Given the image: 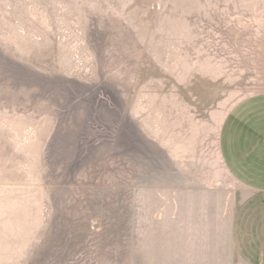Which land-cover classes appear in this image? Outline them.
Masks as SVG:
<instances>
[{
    "label": "rangeland",
    "instance_id": "obj_1",
    "mask_svg": "<svg viewBox=\"0 0 264 264\" xmlns=\"http://www.w3.org/2000/svg\"><path fill=\"white\" fill-rule=\"evenodd\" d=\"M258 94L264 0H0V264H191Z\"/></svg>",
    "mask_w": 264,
    "mask_h": 264
},
{
    "label": "crops",
    "instance_id": "obj_2",
    "mask_svg": "<svg viewBox=\"0 0 264 264\" xmlns=\"http://www.w3.org/2000/svg\"><path fill=\"white\" fill-rule=\"evenodd\" d=\"M220 155L225 179L219 191L202 196L212 218L203 248H190V262L200 255L201 264H264V94L227 112Z\"/></svg>",
    "mask_w": 264,
    "mask_h": 264
}]
</instances>
